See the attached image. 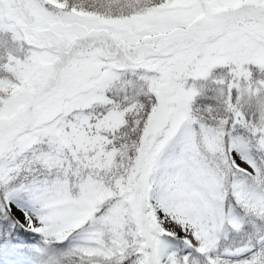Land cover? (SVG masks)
<instances>
[{"label":"snow or ice","instance_id":"6c2138e0","mask_svg":"<svg viewBox=\"0 0 264 264\" xmlns=\"http://www.w3.org/2000/svg\"><path fill=\"white\" fill-rule=\"evenodd\" d=\"M0 264H264V0H0Z\"/></svg>","mask_w":264,"mask_h":264}]
</instances>
